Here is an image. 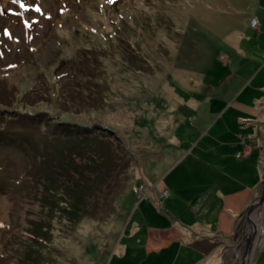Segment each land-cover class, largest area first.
<instances>
[{
  "label": "rangeland",
  "instance_id": "1",
  "mask_svg": "<svg viewBox=\"0 0 264 264\" xmlns=\"http://www.w3.org/2000/svg\"><path fill=\"white\" fill-rule=\"evenodd\" d=\"M114 3L0 0V111L24 112L0 126L33 140L0 145V264H192L180 228L223 236L194 264H238L246 209L233 226L197 199L224 186L207 163L236 162L260 120L240 105L264 112V0ZM57 123L87 134L53 138ZM243 163L248 185L263 177ZM262 221L251 264H264ZM150 232L166 251L147 253Z\"/></svg>",
  "mask_w": 264,
  "mask_h": 264
},
{
  "label": "crops",
  "instance_id": "2",
  "mask_svg": "<svg viewBox=\"0 0 264 264\" xmlns=\"http://www.w3.org/2000/svg\"><path fill=\"white\" fill-rule=\"evenodd\" d=\"M251 106L252 105H240L239 108L244 113L254 115L256 118L258 117L260 120L258 123L253 125L254 128L253 131L251 130L252 131L251 138L246 141L243 140L242 143L237 144L241 152H239L238 155L235 157L236 162L227 161V164L225 163V165H222V161L220 160L221 161L220 163L221 166H220V165H216L217 160L211 159L207 163V166H209L210 170H208L206 173H210V174L216 173L221 175L224 178L223 179L224 186H222L221 183L214 184L212 182H209V184L206 185L207 188L200 191L199 199H197L198 197L197 195H195L194 197L188 200V202L191 203V201L193 200L196 201L197 199L199 203H201V205L198 206L200 211L209 209L210 212L214 208H216L217 204L220 202V204H222L221 213H223L224 217L227 220L232 222L233 226L236 220L240 218L244 210L249 206V204L254 200V198H256L255 189L257 190L259 188L262 180V176H260L258 180L254 182L253 185H248L247 179L249 174L247 173V171L243 172L244 166H241V164H244L243 162H245L250 166H253L255 163H257V165L259 164L260 168H262L264 163V147H262L264 145L263 144L264 141L259 136L261 132L260 126L261 124H264V112L261 113L262 110L258 112L252 109ZM228 144H232V143L230 142ZM234 145H236L235 142ZM253 149L254 152L252 153ZM202 156L205 157V161H207L209 157L208 153L207 155H202ZM258 157H261L263 159L262 167ZM232 164H234V166ZM201 174L204 173L201 172ZM259 174L262 175V171H260ZM165 191L167 190H164V192ZM227 209L231 211V215L227 213L226 211ZM236 215L238 216L237 218ZM233 219H235V221H233ZM179 230L182 232L183 240L179 239L178 241V253H180V256H182V258H185L187 262L192 264H194L199 259L201 253V251L199 252L195 246L202 244L204 242L206 243L210 242V244H213V242L222 244L221 242H223L222 241L223 236L220 237L215 236L214 238L216 239L214 240H203L198 242L196 241V239L194 240L192 236L190 237L187 236V233L188 234L190 233L189 230L187 229L182 230L181 228ZM234 230L235 227L233 229V232ZM163 233L164 232L162 233L150 232L151 235L150 234H149L150 236L148 235L147 245H146V250L148 254L159 253L161 251L167 250L166 248L168 247L169 244H166L165 242H168L169 239L165 238ZM161 234H163V236ZM214 250L215 249L209 248L208 251L203 252L202 250V252L203 254H207L208 252H214ZM193 251H195L196 254H192Z\"/></svg>",
  "mask_w": 264,
  "mask_h": 264
},
{
  "label": "water",
  "instance_id": "3",
  "mask_svg": "<svg viewBox=\"0 0 264 264\" xmlns=\"http://www.w3.org/2000/svg\"><path fill=\"white\" fill-rule=\"evenodd\" d=\"M259 192V195L245 210V222L242 227V233L236 239L238 242L244 241L242 257L238 264L252 263L254 253L263 234L264 171ZM235 250H239V245L235 246Z\"/></svg>",
  "mask_w": 264,
  "mask_h": 264
},
{
  "label": "trees",
  "instance_id": "4",
  "mask_svg": "<svg viewBox=\"0 0 264 264\" xmlns=\"http://www.w3.org/2000/svg\"><path fill=\"white\" fill-rule=\"evenodd\" d=\"M109 3H110V6L112 7L115 3H114V0H109ZM122 15L119 14V18H121ZM108 20L107 18V13H106V16L104 17V24L107 25L108 23H106V21ZM110 23V22H109ZM11 113H19V115H16V116H12ZM24 112H20V110H14V111H7V112H1L0 111V125L4 123H6V121H16L18 124L20 123L21 124V120L24 118L22 117V114ZM46 115L50 116V114L48 112H46ZM41 121V120H40ZM45 122V121H44ZM46 123V122H45ZM58 125H55V127H57L58 129L61 128L62 126H65V124H59L57 123ZM51 125H54V124H51ZM25 127V126H24ZM63 130H61V132H63V135H55L53 134V138H59L60 140H66V141H71L74 137H81L84 136L85 134H87V131H82V130H78V132L76 133L77 129L76 130H71V129H68V132H65V129L69 128L68 126H65V127H62ZM25 131H22L20 133H13V132H9V131H6L5 129V126H0V145L1 147H8V148H14V147H17V148H21L23 149V146H25L26 143H30V142H33L30 141L31 137L29 136L27 140L25 139H21V137H17V135H21V136H24V135H29L30 133H24V132H30L29 130L30 129H26L24 128ZM33 139V138H32ZM84 139V138H82ZM31 145V143H30ZM67 211L69 213L70 210L67 209ZM78 210L77 211H74L73 213L78 215L77 214ZM72 217V216H71Z\"/></svg>",
  "mask_w": 264,
  "mask_h": 264
},
{
  "label": "built area",
  "instance_id": "5",
  "mask_svg": "<svg viewBox=\"0 0 264 264\" xmlns=\"http://www.w3.org/2000/svg\"><path fill=\"white\" fill-rule=\"evenodd\" d=\"M257 25H258L257 20H256V19H253V20H252V25H251V26H252L253 28H256ZM164 193H165L166 196H168V193H167V192H164Z\"/></svg>",
  "mask_w": 264,
  "mask_h": 264
},
{
  "label": "snow or ice",
  "instance_id": "6",
  "mask_svg": "<svg viewBox=\"0 0 264 264\" xmlns=\"http://www.w3.org/2000/svg\"><path fill=\"white\" fill-rule=\"evenodd\" d=\"M13 2H16V0H13Z\"/></svg>",
  "mask_w": 264,
  "mask_h": 264
}]
</instances>
